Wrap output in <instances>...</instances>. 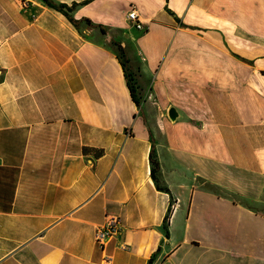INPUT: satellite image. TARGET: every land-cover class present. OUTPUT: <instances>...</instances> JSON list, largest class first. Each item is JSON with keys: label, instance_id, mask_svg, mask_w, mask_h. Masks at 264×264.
<instances>
[{"label": "crops", "instance_id": "obj_1", "mask_svg": "<svg viewBox=\"0 0 264 264\" xmlns=\"http://www.w3.org/2000/svg\"><path fill=\"white\" fill-rule=\"evenodd\" d=\"M52 1L0 0V264H264V0Z\"/></svg>", "mask_w": 264, "mask_h": 264}, {"label": "trees", "instance_id": "obj_2", "mask_svg": "<svg viewBox=\"0 0 264 264\" xmlns=\"http://www.w3.org/2000/svg\"><path fill=\"white\" fill-rule=\"evenodd\" d=\"M47 7L61 13L65 18L66 20L71 24L73 25L74 27H76L77 25V20L73 19L71 16H70V11L72 10V8L74 7V3H72L71 5H66L64 3H55L53 2L52 0H41ZM115 49L117 50V58H118V61H119V64L123 70V73H124V77H125V82H126V86L128 88V91H129V94L131 96V99L133 100V102L135 103H138V99L135 95V88H136V83L132 77V75L127 72L126 70V58L123 54V51L121 50L120 46L119 45H116ZM149 161H150V164H151V167H150V177L152 180H154V170L156 168V162L150 158L149 156ZM166 234V232H165Z\"/></svg>", "mask_w": 264, "mask_h": 264}, {"label": "built area", "instance_id": "obj_3", "mask_svg": "<svg viewBox=\"0 0 264 264\" xmlns=\"http://www.w3.org/2000/svg\"><path fill=\"white\" fill-rule=\"evenodd\" d=\"M28 0H20L21 6H25ZM125 18L127 21L131 22L136 29H141V20L139 19L136 11L130 8ZM119 231V219L117 216L112 214H107L104 217L102 224L97 227L93 233V239L98 247L102 248L105 242L116 235Z\"/></svg>", "mask_w": 264, "mask_h": 264}, {"label": "water", "instance_id": "obj_4", "mask_svg": "<svg viewBox=\"0 0 264 264\" xmlns=\"http://www.w3.org/2000/svg\"><path fill=\"white\" fill-rule=\"evenodd\" d=\"M167 116H168L169 120H171V121H173V120L175 119V117H176V112H175L174 108L169 107V108L167 109Z\"/></svg>", "mask_w": 264, "mask_h": 264}, {"label": "rangeland", "instance_id": "obj_5", "mask_svg": "<svg viewBox=\"0 0 264 264\" xmlns=\"http://www.w3.org/2000/svg\"><path fill=\"white\" fill-rule=\"evenodd\" d=\"M185 173V176H187V173L185 171H183Z\"/></svg>", "mask_w": 264, "mask_h": 264}]
</instances>
